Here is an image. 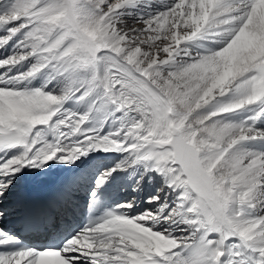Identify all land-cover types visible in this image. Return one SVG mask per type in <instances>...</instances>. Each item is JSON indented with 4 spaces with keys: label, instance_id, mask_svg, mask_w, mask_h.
I'll return each mask as SVG.
<instances>
[{
    "label": "snow or ice",
    "instance_id": "obj_1",
    "mask_svg": "<svg viewBox=\"0 0 264 264\" xmlns=\"http://www.w3.org/2000/svg\"><path fill=\"white\" fill-rule=\"evenodd\" d=\"M0 264H264V0H0Z\"/></svg>",
    "mask_w": 264,
    "mask_h": 264
}]
</instances>
